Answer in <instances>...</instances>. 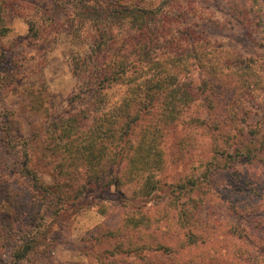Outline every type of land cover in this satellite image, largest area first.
I'll return each mask as SVG.
<instances>
[{"label": "rangeland", "instance_id": "374dc122", "mask_svg": "<svg viewBox=\"0 0 264 264\" xmlns=\"http://www.w3.org/2000/svg\"><path fill=\"white\" fill-rule=\"evenodd\" d=\"M83 1L0 0V27L7 29L0 38V264H243L238 257L249 254L251 264L264 261V19L251 33L232 13L236 0H178L170 7L150 0L172 15L189 13L179 36L190 30L189 37L209 51L232 56L225 66L212 59L211 82L217 68L225 73L238 63L254 74L256 87L240 90L234 107L220 108L226 97L210 100L208 83L196 70L194 82L183 86L195 87L200 100L189 118L182 112L152 145L163 154L158 170L77 192L83 171L73 175L75 186L65 187L69 198L59 201L52 131L70 127L69 117L79 112L86 115L79 124L84 129L102 115L91 96L94 81L82 80L80 66L85 60L94 69L95 36L112 29L130 42L134 34L123 22L97 23L93 11L132 0H86L89 8ZM173 17L168 24H175ZM245 79L244 72L240 84ZM121 87L107 92L112 104L126 91ZM26 169L50 193L24 196L34 186ZM114 170L116 176L121 168ZM148 176L157 188L145 197ZM32 240L34 250L16 263V252Z\"/></svg>", "mask_w": 264, "mask_h": 264}, {"label": "trees", "instance_id": "16d2710c", "mask_svg": "<svg viewBox=\"0 0 264 264\" xmlns=\"http://www.w3.org/2000/svg\"><path fill=\"white\" fill-rule=\"evenodd\" d=\"M177 1L163 0V4L170 7ZM83 2L84 7L89 8V4L85 3L88 1ZM232 6L231 10L237 21L240 24L247 23L251 27V33L257 26L262 25L264 8L261 0H243V3L236 0ZM93 11L97 23L123 22L134 34L130 42L126 39L129 36L124 37L122 33L114 32L112 29L95 36L94 69L88 70L85 60L80 66L83 73H80L82 80L94 81V92H91V96L94 94V106L100 104L99 112L102 115L100 118H94L98 120L97 123L94 121V125L84 129V123L80 128L79 124L86 115L84 112H79L69 117L70 127L64 125L52 131L51 139L54 140V145H51V150L58 160L56 168L59 170L55 180L56 186L54 185V191H57V188L58 191L54 192V195L59 201H66L69 198L65 187L75 186L73 182L75 183L77 177L73 175H84L83 171H85V182L76 187L77 192L84 187L88 190H100L114 183L119 184L123 179L129 181L131 178L142 176L146 171L158 170L163 163V154L159 148L152 145H156L155 139L162 137L166 127L176 124L182 112L187 111L186 118H189L195 108V102L200 100L195 87L192 88L190 85L189 88L192 89L187 91L188 88L183 86L185 81L189 80L190 84L194 82L192 76L196 70H200L202 74L201 82L208 83L206 85L210 93H206V96L210 100L219 103L218 100H222L223 96L226 97L220 108L224 104L234 107L235 99L241 94L240 90L251 92L256 87L255 81L252 80L255 79L254 74L245 69L247 66L242 69V65L238 63L227 68L229 70L225 73L223 69L217 68L211 82L213 71L209 68L213 66L210 67L212 59L217 66L218 64L225 66L228 63L227 59L232 56L224 50L215 54L209 51L198 39L189 37L190 30L182 31V37L179 36V28L183 21L188 19V12L181 11L172 15V12H165L162 4H155L150 0L143 3L132 0L126 3L103 5L95 7ZM170 16H174L172 20L178 24V28L175 24H168L171 21ZM1 23L3 19L0 16ZM6 32L5 27H0V38L5 36ZM184 35H187L190 41L184 39ZM154 50H158L157 53H154ZM238 56L236 55L235 58ZM205 72L209 79L204 77ZM244 72L250 79H245L240 84V75H244ZM116 85L126 87V91L112 104L107 92ZM213 109L209 108L211 111ZM111 111L116 114L117 120L114 121L111 114L109 115ZM144 120L148 123L144 131L143 129L137 131L138 125ZM74 124L79 129L75 139L71 137L76 128ZM89 137L91 139L84 142ZM66 138L67 143H65ZM114 169L120 170L116 176ZM26 171V178L34 186L26 189L24 196L33 200L35 194L50 193L45 186H39V179L34 176L37 174L33 170L26 169ZM146 180L145 197H148L156 190L157 185L151 176ZM24 205L18 207L22 208ZM1 228L2 223L0 242H3ZM33 244L34 240L21 246L16 252L14 259L16 263L34 250ZM241 249L238 251L242 254ZM251 256L249 254L248 257H238V259L240 258L243 264H251L254 262ZM207 262L215 264V259ZM255 262V264H264L262 260L255 259Z\"/></svg>", "mask_w": 264, "mask_h": 264}]
</instances>
